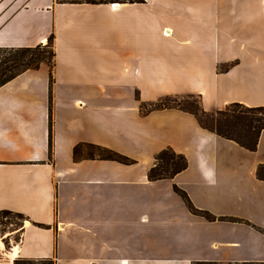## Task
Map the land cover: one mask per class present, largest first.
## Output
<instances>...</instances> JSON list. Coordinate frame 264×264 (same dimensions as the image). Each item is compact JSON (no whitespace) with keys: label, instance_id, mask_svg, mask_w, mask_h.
Masks as SVG:
<instances>
[{"label":"crops","instance_id":"1","mask_svg":"<svg viewBox=\"0 0 264 264\" xmlns=\"http://www.w3.org/2000/svg\"><path fill=\"white\" fill-rule=\"evenodd\" d=\"M51 35L52 67L0 87V212L28 221L3 238L0 264L15 246L54 264L264 261V129L251 151L189 112L141 111L165 95H196L208 113L264 106V0H0V47ZM85 144L134 162L88 158ZM165 148L188 166L150 180ZM174 184L242 221L193 214Z\"/></svg>","mask_w":264,"mask_h":264},{"label":"trees","instance_id":"2","mask_svg":"<svg viewBox=\"0 0 264 264\" xmlns=\"http://www.w3.org/2000/svg\"><path fill=\"white\" fill-rule=\"evenodd\" d=\"M89 3H116V2H135L140 0H86ZM53 35L48 38L46 44H40L35 47H0V87L19 74L30 70L38 69L41 64L47 63L52 67L54 64L55 51L53 48ZM52 79V73H51ZM196 95L181 96H165L159 101L141 103V111L147 114L152 110L164 108H176L193 114L199 124L218 135L237 142L244 148L255 151L258 146L261 132L264 129V106L248 107L241 103H232L224 110L216 113L206 112L200 103V99H195ZM198 97V96H197ZM199 98V97H198ZM169 102H175L170 105ZM192 103L193 109L184 107V103ZM147 106H152L147 109ZM87 150L86 157L102 158L116 160L125 164L133 163L129 157L118 153L117 151L101 147L94 144H85ZM83 147L81 144L74 148L75 160L82 158ZM188 161L185 155L177 153L172 148L162 149L155 157V163L148 172L150 180L172 179L186 169ZM257 175L264 180V165L259 166ZM174 191L181 196L188 209L196 215L202 216L209 221L214 220H230L242 221L232 217H217L207 210L197 208L191 201L187 192L174 184ZM13 215L16 218H24L20 213H12L9 211L0 212ZM39 226L46 227L44 224ZM15 264H54L52 259H16ZM191 264H264V261H244V262H220V261H193Z\"/></svg>","mask_w":264,"mask_h":264},{"label":"rangeland","instance_id":"3","mask_svg":"<svg viewBox=\"0 0 264 264\" xmlns=\"http://www.w3.org/2000/svg\"><path fill=\"white\" fill-rule=\"evenodd\" d=\"M165 96H170V95H165ZM163 96V97H165ZM175 96V95H172ZM162 97V98H163ZM161 98V99H162ZM195 99H199L197 96L194 97ZM160 100V99H159ZM157 100V101H159ZM147 103V102H145ZM168 103L170 105H175V102H169ZM184 107H187L189 109H193L194 105H192L191 101L190 103H184L182 104ZM152 106H147V109L151 108ZM27 221V220H26ZM24 224H26L25 219L24 218H16L13 215H8V214H4L1 213L0 214V237L2 238L3 242L5 241L3 238L6 237V235L9 232H15L16 230H18L21 226H23ZM27 225V224H26ZM15 239L18 238L19 239V235L16 234ZM8 243V242H7ZM15 264V261H14Z\"/></svg>","mask_w":264,"mask_h":264},{"label":"bare ground","instance_id":"4","mask_svg":"<svg viewBox=\"0 0 264 264\" xmlns=\"http://www.w3.org/2000/svg\"><path fill=\"white\" fill-rule=\"evenodd\" d=\"M26 224H28V221H26ZM0 247H4V242L2 238L0 237ZM9 255V262L10 264H13V261L18 257V247L15 246L13 250L8 254Z\"/></svg>","mask_w":264,"mask_h":264}]
</instances>
